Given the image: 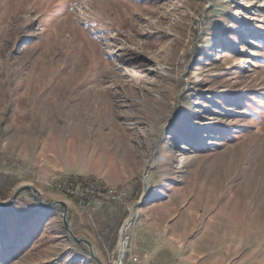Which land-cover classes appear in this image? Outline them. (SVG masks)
I'll return each instance as SVG.
<instances>
[{
  "label": "rangeland",
  "instance_id": "obj_1",
  "mask_svg": "<svg viewBox=\"0 0 264 264\" xmlns=\"http://www.w3.org/2000/svg\"><path fill=\"white\" fill-rule=\"evenodd\" d=\"M75 178L128 198L82 209ZM23 186L101 264L141 260L149 214L264 264V0H0V202ZM0 264L98 263L22 191Z\"/></svg>",
  "mask_w": 264,
  "mask_h": 264
},
{
  "label": "crops",
  "instance_id": "obj_2",
  "mask_svg": "<svg viewBox=\"0 0 264 264\" xmlns=\"http://www.w3.org/2000/svg\"><path fill=\"white\" fill-rule=\"evenodd\" d=\"M158 216L152 218V214H149L148 218L146 215L142 218L146 238L143 247L139 248L141 260L136 264H157L152 259H161L164 255L166 264H263L260 255L254 258L247 255L231 256L210 238L203 239L201 235L193 236L187 230H179L176 214L168 219ZM132 248L131 239L129 253Z\"/></svg>",
  "mask_w": 264,
  "mask_h": 264
},
{
  "label": "built area",
  "instance_id": "obj_3",
  "mask_svg": "<svg viewBox=\"0 0 264 264\" xmlns=\"http://www.w3.org/2000/svg\"><path fill=\"white\" fill-rule=\"evenodd\" d=\"M57 187L59 191L71 194L73 202L82 209H88L106 202H123L128 198L125 191L116 187L104 186L93 179H70L59 183ZM115 264H119V261ZM128 264H136V262L133 260Z\"/></svg>",
  "mask_w": 264,
  "mask_h": 264
},
{
  "label": "water",
  "instance_id": "obj_4",
  "mask_svg": "<svg viewBox=\"0 0 264 264\" xmlns=\"http://www.w3.org/2000/svg\"><path fill=\"white\" fill-rule=\"evenodd\" d=\"M145 179H146V176H144V180ZM144 184H145V182H144ZM22 191H29L31 193L33 199H35L43 209L50 208L52 206H59L60 207V217H61L63 229H64L66 235L71 239V241H73L76 245L81 247L83 249V251L89 257H91L93 260H95L98 264H101L99 259L95 256L91 244L86 240L79 239V238L75 237L73 235L72 231L70 230L69 224L67 221V205L65 202L56 201V202L47 203V202L43 201L41 195L39 194V192L37 190H35L31 187L23 186V187H19L18 189H16L15 192L13 193V195L11 196V198H9L8 200H6L4 202H0V210L6 209ZM131 215L132 216L134 215V208H132ZM131 220H132V217L128 221H126L125 224L123 225V227L121 228L120 235H119V243H118L119 245L122 244L121 241L123 240V238L125 236L126 229L129 226ZM120 256L121 255H120V251H119L117 261H119Z\"/></svg>",
  "mask_w": 264,
  "mask_h": 264
},
{
  "label": "bare ground",
  "instance_id": "obj_5",
  "mask_svg": "<svg viewBox=\"0 0 264 264\" xmlns=\"http://www.w3.org/2000/svg\"><path fill=\"white\" fill-rule=\"evenodd\" d=\"M66 193H67V192H66ZM67 194H68V193H67ZM127 228H128V227H127ZM124 239H126V238H124ZM125 244H126V243H125ZM120 247H121L120 250H122V252H123V250H124L123 245L121 244ZM120 255H121V252H120ZM120 257H121V256H120ZM119 260H120V259H119ZM120 263H121V261H120Z\"/></svg>",
  "mask_w": 264,
  "mask_h": 264
},
{
  "label": "trees",
  "instance_id": "obj_6",
  "mask_svg": "<svg viewBox=\"0 0 264 264\" xmlns=\"http://www.w3.org/2000/svg\"><path fill=\"white\" fill-rule=\"evenodd\" d=\"M106 203H108V202H106Z\"/></svg>",
  "mask_w": 264,
  "mask_h": 264
}]
</instances>
